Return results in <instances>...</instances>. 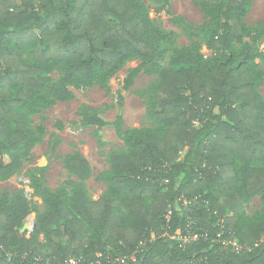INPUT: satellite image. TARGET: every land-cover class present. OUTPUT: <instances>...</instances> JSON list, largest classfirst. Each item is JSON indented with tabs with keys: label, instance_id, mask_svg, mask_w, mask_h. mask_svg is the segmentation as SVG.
Instances as JSON below:
<instances>
[{
	"label": "trees",
	"instance_id": "16d2710c",
	"mask_svg": "<svg viewBox=\"0 0 264 264\" xmlns=\"http://www.w3.org/2000/svg\"><path fill=\"white\" fill-rule=\"evenodd\" d=\"M249 6H220L206 29L211 60L177 49L161 68L168 36L142 0H0V180L42 141L30 117L71 99L70 86L102 85L139 59L122 89L140 72L158 74L150 91L161 96L147 108L154 127L122 129L125 148L108 154L99 199L85 187L92 169L80 152L64 162L80 181L72 196L41 178L30 183L43 211L24 189L2 192L0 264H264V212L245 214L251 197L264 202L263 72L255 62L264 52L256 41L237 47ZM32 213L34 231L21 234Z\"/></svg>",
	"mask_w": 264,
	"mask_h": 264
},
{
	"label": "rangeland",
	"instance_id": "374dc122",
	"mask_svg": "<svg viewBox=\"0 0 264 264\" xmlns=\"http://www.w3.org/2000/svg\"><path fill=\"white\" fill-rule=\"evenodd\" d=\"M142 2L148 9L150 23L168 36V41L161 43L166 53V58L159 62L161 68L168 66L177 49L196 50L206 61L214 57L215 53L207 46L206 29L216 26L219 8L227 0H170L160 5L150 0ZM243 22L249 31L241 43L237 42V47L244 42L256 41L258 48L264 52V0H250ZM255 62L258 70L263 72L258 91L264 98V59ZM139 63V59L127 61L102 85L70 86L73 93L71 99L58 101L31 116L32 128L41 126L44 129L42 141L23 157L18 173L8 180H0V196L5 190L21 193L24 187L29 186V182H23L21 178L30 183L34 182V178H41L52 191L64 188L72 196L80 181L65 167L64 162L74 152L83 154L91 165L92 176L84 183L90 197L96 200L105 194L108 184L99 175L109 169L108 154L125 148L122 129L156 125L147 108L152 99L161 100V96L153 97L150 91L158 83L159 75L140 72L129 90L122 89L130 69ZM60 75V68L51 73L55 80ZM258 165L264 168V162ZM32 199L33 206L43 211L44 201L37 195ZM262 212L263 196L257 194L247 201L245 214L253 219ZM30 217H35V213ZM21 229L20 233L24 234ZM177 233L181 237V231Z\"/></svg>",
	"mask_w": 264,
	"mask_h": 264
},
{
	"label": "built area",
	"instance_id": "2783aa9c",
	"mask_svg": "<svg viewBox=\"0 0 264 264\" xmlns=\"http://www.w3.org/2000/svg\"><path fill=\"white\" fill-rule=\"evenodd\" d=\"M21 181H23V182H29V186H26V188L24 187V190H25V194H26V196L29 198V199H32L33 198V189L31 188V186H30V181L29 180H27V179H25V178H21ZM31 215H29L28 217H27V219L25 220V222H24V224L25 223H27V225H28V228L24 231V232H22V233H27V235H29L31 232H33L34 230V224L36 223V221H35V217H30ZM23 224V225H24ZM177 235H179L178 233H177ZM234 247H235V249L237 250V251H240L241 250V245H239V244H237V243H234ZM70 263H72V264H76L75 263V261L74 260H71L70 261Z\"/></svg>",
	"mask_w": 264,
	"mask_h": 264
},
{
	"label": "water",
	"instance_id": "95a60500",
	"mask_svg": "<svg viewBox=\"0 0 264 264\" xmlns=\"http://www.w3.org/2000/svg\"><path fill=\"white\" fill-rule=\"evenodd\" d=\"M35 225H36V223L34 224V228H35ZM27 228H28V225H27V223H25L23 225V228L21 229V232H24Z\"/></svg>",
	"mask_w": 264,
	"mask_h": 264
},
{
	"label": "bare ground",
	"instance_id": "6f19581e",
	"mask_svg": "<svg viewBox=\"0 0 264 264\" xmlns=\"http://www.w3.org/2000/svg\"><path fill=\"white\" fill-rule=\"evenodd\" d=\"M34 229H35V228H34ZM34 229H33V230H34Z\"/></svg>",
	"mask_w": 264,
	"mask_h": 264
}]
</instances>
